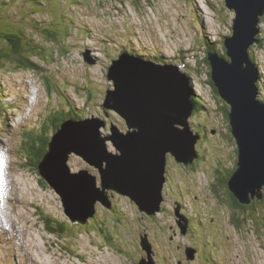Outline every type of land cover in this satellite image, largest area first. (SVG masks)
Listing matches in <instances>:
<instances>
[{
	"label": "rangeland",
	"instance_id": "1",
	"mask_svg": "<svg viewBox=\"0 0 264 264\" xmlns=\"http://www.w3.org/2000/svg\"><path fill=\"white\" fill-rule=\"evenodd\" d=\"M59 2L72 31L61 34L56 45L28 30L48 55L30 57L32 70L0 67V264H139L148 262L149 256L153 264H264V199L252 211L242 212L223 197L221 179L238 159L237 146L223 112L229 106L210 85V67L205 63L208 45L224 52L223 38L232 35L235 12L225 7V0ZM22 4H12L11 13ZM50 8L43 13L52 14L47 13ZM38 17L50 21L44 15ZM258 17L259 44L253 43L250 56L264 99V15ZM14 18L10 22H16ZM127 48L147 59L175 64L190 77L192 93L200 102L197 119L203 135L196 146L201 157L193 165H184L168 154L164 201L154 215L107 190L109 208L97 200L92 218L73 222L64 214L60 196L25 159L21 141L27 131L22 127L39 130L42 122L49 125L54 117L78 111L93 117L89 123L96 127L93 131L104 137L107 150L115 154L108 138L111 123L124 134L128 127L115 108L104 107L107 90L114 89L106 74L111 59ZM20 82L28 83L32 91L31 96L24 92L19 97L31 102L27 113L30 104L19 106L14 99L18 89L11 84ZM11 102L16 107L6 106ZM18 107H25L24 116H18ZM66 163L69 173L88 170L100 183L98 170L73 150ZM176 209L187 220L184 234ZM40 212L49 226L64 222L68 231L61 237L50 233ZM145 240L150 255L143 250ZM188 250L193 257H188Z\"/></svg>",
	"mask_w": 264,
	"mask_h": 264
},
{
	"label": "water",
	"instance_id": "2",
	"mask_svg": "<svg viewBox=\"0 0 264 264\" xmlns=\"http://www.w3.org/2000/svg\"><path fill=\"white\" fill-rule=\"evenodd\" d=\"M225 7L235 12L232 35L223 39L226 57L209 53L207 60L212 84L230 107V132L237 146L238 168L228 188L240 203L248 204L249 197H261L264 186V103L258 99V75L248 53L253 43L259 44L258 16L264 15V0H225ZM107 77L114 89L107 90L104 107L115 108L128 127L124 134L111 124L108 138L117 152L107 150L104 137L89 124L91 119L66 120L37 164L38 174L60 196L64 213L73 222L92 218L97 200L109 208L107 190L154 215L164 201L168 154L184 165L198 158L199 135L189 121L191 80L185 72L174 64L124 53L112 61ZM63 127L67 129L61 131ZM71 150L98 170L99 184L88 170L69 173L66 161ZM180 229L184 234L186 225L180 224ZM142 247L151 254L146 240ZM187 255L191 258L192 251ZM144 263L153 264L152 257L139 264Z\"/></svg>",
	"mask_w": 264,
	"mask_h": 264
},
{
	"label": "trees",
	"instance_id": "3",
	"mask_svg": "<svg viewBox=\"0 0 264 264\" xmlns=\"http://www.w3.org/2000/svg\"><path fill=\"white\" fill-rule=\"evenodd\" d=\"M18 1H22L23 7H21L18 11L14 12V14L11 13V7L12 4H17ZM45 1L46 4H43L42 2ZM51 0H0V67L5 68L7 65L15 66L16 69H27L32 70L35 68L33 62L30 60V57L32 56H43L46 51V48L42 46V44L38 41H35L31 35L26 33L28 30H35L37 33H34L33 35L37 34L40 37V40L45 43H53L57 45L59 36L68 35L69 32H71V20L68 21L67 18L62 14L63 12V6L59 2V0H54L50 2ZM53 6L51 7V5ZM57 6V7H56ZM50 8V12L52 14H44L46 13V8ZM53 9H57L58 12H53ZM61 9V14L60 13ZM43 11H45L43 13ZM15 15V16H14ZM45 16L47 19H49V22H45L41 20L38 16ZM16 19H15V18ZM15 19L10 22L9 19ZM46 23V24H45ZM62 28L63 30H61ZM59 34V35H58ZM61 36V37H62ZM63 45L60 44V46ZM211 50L215 53H220V51H217L210 47ZM252 46L249 48L251 50ZM224 56L225 54V48H223ZM48 54H45V57ZM222 56V55H221ZM159 61V60H158ZM206 66L209 68V63L206 60L205 61ZM209 79H211V72L208 71ZM48 85L52 87V81L50 78H48ZM210 85H212L214 91L217 93L216 88L212 84L211 80H209ZM259 88V87H258ZM218 94V93H217ZM219 96V95H218ZM220 97V96H219ZM221 99V98H220ZM194 104H195V110L196 112L200 109V102L196 101L195 98H192ZM261 102L264 103L263 98H259ZM223 112L225 113V117L228 120V109H223ZM55 115V113H54ZM84 116L78 111H71L68 114L61 117H54L55 120L52 122V124L47 125L45 122H42V128L39 130H30L26 133L25 139H22L21 145L23 146L25 153V159L29 161V164L32 166V168L37 169V164L41 160L42 156L46 152L47 149V143L49 140V134L54 131L55 128L59 127L61 122L66 120H75V119H82ZM229 124V120H228ZM50 126V127H49ZM49 127V128H47ZM196 131H198L200 134H202L201 128L196 127ZM229 131H230V125H229ZM237 151V150H236ZM195 162V161H194ZM194 162L190 165H193ZM237 158L236 162L234 163L233 168L231 169L230 173H228L225 176V179H221V188L223 189V193L226 199L229 200V205L234 207L235 209H242V212L244 211H252L254 208H257L259 204L262 203V200L264 199V190H260V198L257 197H249V203L248 204H242L240 203L234 195L229 191L228 188V181L233 175V173L237 170ZM219 181V180H218ZM227 193V194H226ZM264 212V211H263ZM39 215H42L44 221L46 222L47 230L50 233H54L61 237L63 234H65L69 226L67 223L64 222H57L55 221L53 223V226H49L50 222L48 221V218L43 215V213H39Z\"/></svg>",
	"mask_w": 264,
	"mask_h": 264
},
{
	"label": "bare ground",
	"instance_id": "4",
	"mask_svg": "<svg viewBox=\"0 0 264 264\" xmlns=\"http://www.w3.org/2000/svg\"><path fill=\"white\" fill-rule=\"evenodd\" d=\"M202 33H203V32H202ZM260 64H261V63H260ZM166 66H169V65H166ZM254 69H255V71H256V73H257L258 71H257V69H256L255 65H254ZM226 194H227V193H226Z\"/></svg>",
	"mask_w": 264,
	"mask_h": 264
},
{
	"label": "clouds",
	"instance_id": "5",
	"mask_svg": "<svg viewBox=\"0 0 264 264\" xmlns=\"http://www.w3.org/2000/svg\"><path fill=\"white\" fill-rule=\"evenodd\" d=\"M209 67H210V65H209ZM210 72H211V68H210ZM211 80V79H210ZM259 81V80H258ZM212 82V81H211ZM191 96H192V94H191ZM194 96V95H193ZM196 101H198V99L196 100ZM199 102V101H198Z\"/></svg>",
	"mask_w": 264,
	"mask_h": 264
},
{
	"label": "flooded vegetation",
	"instance_id": "6",
	"mask_svg": "<svg viewBox=\"0 0 264 264\" xmlns=\"http://www.w3.org/2000/svg\"><path fill=\"white\" fill-rule=\"evenodd\" d=\"M168 174H169V171H168Z\"/></svg>",
	"mask_w": 264,
	"mask_h": 264
}]
</instances>
